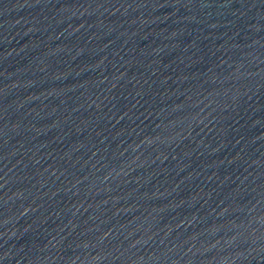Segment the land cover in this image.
Listing matches in <instances>:
<instances>
[{
  "label": "water",
  "instance_id": "obj_1",
  "mask_svg": "<svg viewBox=\"0 0 264 264\" xmlns=\"http://www.w3.org/2000/svg\"><path fill=\"white\" fill-rule=\"evenodd\" d=\"M0 264H264V0H0Z\"/></svg>",
  "mask_w": 264,
  "mask_h": 264
}]
</instances>
